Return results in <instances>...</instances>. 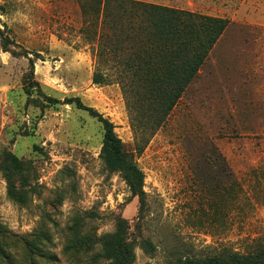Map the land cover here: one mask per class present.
<instances>
[{"label":"rangeland","instance_id":"1","mask_svg":"<svg viewBox=\"0 0 264 264\" xmlns=\"http://www.w3.org/2000/svg\"><path fill=\"white\" fill-rule=\"evenodd\" d=\"M139 1L229 21L135 158L141 210L100 159L101 124L66 102L79 98L108 118L133 151L120 87L92 83L95 55L77 1L0 0V149L31 167L25 206L8 199L0 172V264H92L118 219L134 264L264 244V0ZM74 237L90 248L71 247Z\"/></svg>","mask_w":264,"mask_h":264},{"label":"trees","instance_id":"2","mask_svg":"<svg viewBox=\"0 0 264 264\" xmlns=\"http://www.w3.org/2000/svg\"><path fill=\"white\" fill-rule=\"evenodd\" d=\"M76 1L82 17L80 33L95 55L92 83L120 87L133 134V151H125L108 118L79 98L66 102L88 112L101 124L100 159L108 172L120 176L131 196L138 198L141 210L145 203L144 175L135 158L144 152L197 77L229 21L139 0ZM0 172L8 199L18 206L27 205L30 164L0 149ZM125 225L118 219L115 231L102 239L101 254L93 257L92 264H98L99 257L101 264L135 263V245L126 241ZM2 231L0 227V236ZM84 239L74 237L70 246L89 249V238ZM0 255L6 258L3 251ZM169 264H264V244L246 254L224 249L204 258L178 257Z\"/></svg>","mask_w":264,"mask_h":264}]
</instances>
